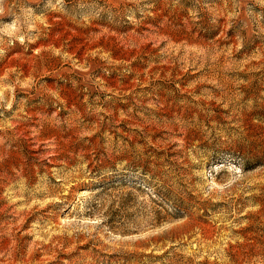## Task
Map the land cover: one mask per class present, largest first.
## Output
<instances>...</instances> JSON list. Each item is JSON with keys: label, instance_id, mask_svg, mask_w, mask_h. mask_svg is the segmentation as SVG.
Wrapping results in <instances>:
<instances>
[{"label": "rangeland", "instance_id": "obj_1", "mask_svg": "<svg viewBox=\"0 0 264 264\" xmlns=\"http://www.w3.org/2000/svg\"><path fill=\"white\" fill-rule=\"evenodd\" d=\"M0 264H264V0H0Z\"/></svg>", "mask_w": 264, "mask_h": 264}]
</instances>
